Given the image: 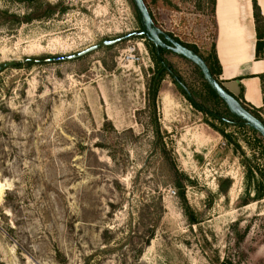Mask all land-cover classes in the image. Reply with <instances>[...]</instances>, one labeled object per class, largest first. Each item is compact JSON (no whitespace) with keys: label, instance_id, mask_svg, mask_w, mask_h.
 <instances>
[{"label":"rangeland","instance_id":"rangeland-1","mask_svg":"<svg viewBox=\"0 0 264 264\" xmlns=\"http://www.w3.org/2000/svg\"><path fill=\"white\" fill-rule=\"evenodd\" d=\"M145 3L210 56V0ZM0 11V67L16 63L0 73V264H264V139L197 65L165 49L153 102L146 39L35 61L141 30L131 0H0Z\"/></svg>","mask_w":264,"mask_h":264},{"label":"crops","instance_id":"crops-1","mask_svg":"<svg viewBox=\"0 0 264 264\" xmlns=\"http://www.w3.org/2000/svg\"><path fill=\"white\" fill-rule=\"evenodd\" d=\"M256 1L264 18V0ZM214 19L221 84L230 95L264 115V47L258 58L254 0H216Z\"/></svg>","mask_w":264,"mask_h":264},{"label":"water","instance_id":"water-1","mask_svg":"<svg viewBox=\"0 0 264 264\" xmlns=\"http://www.w3.org/2000/svg\"><path fill=\"white\" fill-rule=\"evenodd\" d=\"M134 6L136 8L142 29L139 31L132 32L128 35L119 37L114 40H106L103 44L94 45L81 51L79 53H75L73 55L68 56H60V57H52L43 60H35L36 62H66L72 61L79 58H82L86 55H89L92 52L98 51L103 46H114L116 44L128 41L130 39L135 38H145L155 45L157 50L160 48L168 49L180 56L185 57L186 59L192 61L195 65L199 67L201 70L207 84L210 88L215 92V94L220 97L227 105L230 112L238 119L242 120L244 124L254 129L264 139V123L252 115L249 111H247L240 102L230 95L215 79L210 69L208 68L206 62L203 57L190 50L182 43L178 42L174 38H172L169 34L165 33L162 29H160L150 14V11L145 3V0H132ZM163 38V39H162ZM169 43L170 45H168ZM27 61H33L32 59H27ZM15 62H7L0 67V73L6 70L8 67L14 66Z\"/></svg>","mask_w":264,"mask_h":264},{"label":"trees","instance_id":"trees-1","mask_svg":"<svg viewBox=\"0 0 264 264\" xmlns=\"http://www.w3.org/2000/svg\"><path fill=\"white\" fill-rule=\"evenodd\" d=\"M131 2L134 5L132 0H131ZM210 4H211V10H212V15H213V19H214V17H215L216 0H210ZM254 9H255V19H256L257 32H258L257 57L259 58L262 55V53H263V47H264V42H263V40H264V37H263L264 36V18L262 17V15L260 13V9H259V7L257 5V1L256 0H254ZM135 10H136V8H135ZM1 13L2 12L0 11V14ZM150 14L152 16V19L155 22V19L153 17V14L151 13V11H150ZM137 17H138V14H137ZM138 20H139V17H138ZM139 23H140V20H139ZM214 24H215V19H214ZM140 25H141V23H140ZM141 29H142V26H141ZM170 36L172 38H174L175 40H177L178 42L182 43L184 46H186L190 50H192L195 53H197L198 55L202 56L204 61L207 64L208 68L210 69L211 73L215 77V79L223 87V85L221 84V82L219 80V76L221 74V66H220V64L218 62V59H217V56H216L215 43H213V45H212V50H211L210 56L209 57H205V56H203V55H201L199 53V51L196 49V47L181 42L178 38H175L173 35H170ZM141 39H145V38H141ZM151 45L153 46L154 51H155L154 52V60L159 65L158 72H157V74H155V76H154V78L152 80V87L153 88H152L151 96H152V101L155 102L157 97H158V94H159L161 81L163 80V77H164L165 73L170 72L171 69H169V66L165 65V63H163V60L161 58V55L165 52V49L160 48L159 50H157V48L155 47L154 44L151 43ZM172 75H173V78L175 80L176 79L175 75L174 74H172ZM209 88H210V86H209ZM211 91L215 94V92L212 89H211ZM188 98L193 103V105H195L197 108H199V106L192 99V97L188 96ZM236 99L240 102V104L247 111H249L252 115H254L256 118H258L260 121H262L264 123V118L262 117V115L259 113L258 110H256V109L249 110L245 105H243V102L240 101V99H238V98H236ZM222 120L224 121L225 119L222 118ZM222 134H224V133L222 132ZM261 188H262V193L259 192V194L257 195L258 200L263 199L264 188H263V186ZM222 264H227V263H222Z\"/></svg>","mask_w":264,"mask_h":264},{"label":"bare ground","instance_id":"bare-ground-1","mask_svg":"<svg viewBox=\"0 0 264 264\" xmlns=\"http://www.w3.org/2000/svg\"><path fill=\"white\" fill-rule=\"evenodd\" d=\"M3 194V192L1 191V189H0V199L2 198V195Z\"/></svg>","mask_w":264,"mask_h":264},{"label":"built area","instance_id":"built-area-1","mask_svg":"<svg viewBox=\"0 0 264 264\" xmlns=\"http://www.w3.org/2000/svg\"><path fill=\"white\" fill-rule=\"evenodd\" d=\"M130 58H132L134 60L135 56L131 55ZM173 193L175 194V191Z\"/></svg>","mask_w":264,"mask_h":264},{"label":"flooded vegetation","instance_id":"flooded-vegetation-1","mask_svg":"<svg viewBox=\"0 0 264 264\" xmlns=\"http://www.w3.org/2000/svg\"><path fill=\"white\" fill-rule=\"evenodd\" d=\"M168 45H170L169 43H167Z\"/></svg>","mask_w":264,"mask_h":264}]
</instances>
